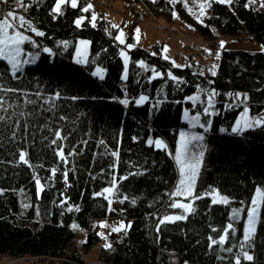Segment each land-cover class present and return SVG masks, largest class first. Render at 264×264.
<instances>
[{
  "label": "trees",
  "instance_id": "trees-1",
  "mask_svg": "<svg viewBox=\"0 0 264 264\" xmlns=\"http://www.w3.org/2000/svg\"><path fill=\"white\" fill-rule=\"evenodd\" d=\"M123 1L127 7L139 6L145 13L168 19L177 9L184 24L208 38H215V29L224 35L253 38L264 46V0L213 3L203 24L170 0ZM85 2L80 0L75 9L65 5L63 14L55 18L51 12L55 0H25L31 5L27 10L17 8L15 0L1 3L0 9L25 15L45 35L28 32L38 47L27 43L23 47L40 53L18 79H13L6 62L0 61V73L4 74L0 84L16 89L3 94L11 107L0 113L11 116L0 123V256L47 264H84V253L100 240L95 223L102 218H124L131 227L122 238L111 235V248L99 252L101 264H235L243 220L234 222L236 232L223 247H210L209 237L218 240L230 222L231 210L247 204L257 186L264 187V127L232 133L231 125L241 107L228 94L246 92L252 114L264 109V51L222 50L213 76L201 75L192 66L174 67L161 56L158 44L134 46L127 49L130 60L124 80L117 29L110 28L105 18L99 19L95 28L88 17L80 27L74 24V18L84 13ZM78 38L90 40L87 64L72 59ZM44 46L52 53H44ZM141 60L147 70L139 65ZM97 65L105 68L102 79L91 74ZM152 69L164 75L150 80ZM169 71L182 82L168 77ZM197 89L203 95L213 89L219 93L212 117L204 112V102L187 100ZM140 95L148 100L138 105L135 101ZM124 99L129 103H122ZM185 107L201 114L204 123L211 121L205 133L204 167L195 190L203 199L194 202L196 211L185 220L165 223L157 232L163 216L181 212L169 207L177 171L169 152L147 144V138L160 136L173 150L178 130L186 126L182 118ZM56 131L65 138L53 144ZM61 147L64 161L56 154ZM117 150L118 158L111 154ZM21 151L27 152L29 164L20 162ZM117 160L114 170L110 166ZM52 169L57 170L54 175ZM129 173L139 174L117 179L119 193L110 206L104 196L94 195L110 186L114 176ZM37 176L44 184L39 196ZM213 188L231 202L213 205L211 197L204 195ZM75 206L80 210L75 211ZM72 222L86 233L81 250L70 248L75 239ZM253 245L249 251L254 261L242 260L241 264H264V223L258 226ZM228 247L233 249L231 253L224 251Z\"/></svg>",
  "mask_w": 264,
  "mask_h": 264
},
{
  "label": "snow or ice",
  "instance_id": "snow-or-ice-1",
  "mask_svg": "<svg viewBox=\"0 0 264 264\" xmlns=\"http://www.w3.org/2000/svg\"><path fill=\"white\" fill-rule=\"evenodd\" d=\"M0 2L8 3V0H0ZM155 2V0H153ZM180 2H185L186 0H170L171 4H176ZM256 0H249V3H255ZM17 8H21L24 10H27L28 7H30V3H25V0H15ZM37 3H39V0H37ZM213 3H220L225 5H231L233 3V0H201L199 3V11L198 14H196V19L199 23L203 24L204 20L203 18L207 15V10L212 7ZM65 5H70L71 8L75 9L79 6V0H55L54 6L51 9V12L53 14V18L56 16L63 14V9ZM94 5L91 2H88L81 8V11L84 13L90 12L92 10ZM190 12H192V9H188ZM174 18H178V14L173 11L172 13ZM103 17H100L95 11L91 12L90 17V23L93 28L96 27L97 22L99 19H102ZM87 19L85 16H80L76 19L75 24L79 27L83 24V22ZM189 27H191L189 25ZM110 28L117 29L118 34L115 36V40L119 42L120 45H124V48L120 50L119 55L123 58V64H124V71L122 79L127 80L128 78V65H129V54L126 49L130 50L135 45L126 43V33L123 28L119 24H110ZM28 32L34 33L36 36H44L45 33L43 31H40L35 25L34 22L26 18L25 15H18L15 11L10 10L7 13H4L2 9H0V61H5L7 65V71L9 75L13 79H18L19 76H21L25 71V66L29 64H33L36 59L39 56V53H30L26 52L24 50V45L32 44L33 46H37L35 44V41L32 39V36L26 34ZM136 33V40L137 43L140 39V29H135ZM65 46H67V42H62ZM226 41L221 40L219 42V49L214 53L217 59L220 58V50L224 49L226 46ZM90 44V41L87 40H81L79 42V46L76 49V56H77V63L79 64H87L89 63L88 60V45ZM38 47V46H37ZM165 53L169 51L167 46H165L164 50ZM210 55H212L211 49H205ZM262 51H264V46H262ZM44 53H52V49L48 47L43 48ZM155 55V53H153ZM165 60H169L170 57L168 55H165L163 57ZM139 65L142 68H145L147 70V66L145 65V62L143 60L138 62ZM172 64L176 68L183 67L180 64H177L174 60H172ZM218 66L213 64L212 68L209 69L211 74L213 76L216 75V68ZM105 69L97 67L96 70L92 73L94 76H98L101 79L103 78ZM203 75V72L200 73ZM164 73H161L155 69H152V76L151 79H155L158 77H162ZM3 73H0V80H3ZM167 76L170 77L172 80L177 81L178 83L182 82L180 81V78L174 76L171 71L167 73ZM16 89L13 88H7L3 84H0V113H7L8 108L11 107V105H6L5 99H4V93L8 92H15ZM59 96V94H56ZM219 95L215 91V89L211 90L208 94V107L204 109V112L206 114L209 113V109L213 107V98ZM228 95L234 96L236 100L240 102V104H245L243 107V111L240 113L239 118L236 120L235 125L231 128L232 133H242L247 130H251L253 128L257 127H264V115H258V116H252L250 114L249 107L246 106V101L248 99L246 94H232L229 93ZM189 100H196L199 99V97H188ZM146 100H148V97L145 95H140L139 98L135 101L136 104L140 105L143 104ZM28 103H33V101L29 100ZM124 104H128L129 101L127 99H124L122 101ZM231 107V105H230ZM214 114V113H213ZM185 117L188 118V113L185 112ZM11 116L6 115H0V123H3L7 120H10ZM191 120L194 121L192 124V127H195L197 124H199V114L196 116H192ZM208 125H211V121H208ZM200 127H205V125L200 124ZM222 131H224L222 129ZM54 135L57 137L56 140H53L52 143L56 144L58 140L64 139L62 133L60 131H56ZM13 136H15V133H13ZM204 137L203 135L194 134L189 135L188 133L181 132L180 133V141L176 148L174 159L176 164L179 167V181L175 188V190L171 193V196L179 198L176 200H173L172 203H170L169 207L172 209H180L182 210L181 214L177 215H165L162 219L159 220V223L157 225V232L160 231V226L169 223V222H175V221H182L187 218L188 214H191L196 211L194 207V202L196 200L203 199V196L198 195L195 191V185L196 181L198 179L201 167H202V160L204 156V151L201 150L199 152H193L192 146L193 142H201L203 141ZM104 142L101 141V144ZM149 145H155L157 148L161 149H167V144L162 139H149L147 141ZM202 147V146H201ZM62 161L66 160L64 149L58 148L56 153ZM112 156L117 157L119 155L118 150L113 151ZM27 152L21 151L19 153V160L23 164L27 165L29 164V160L27 159ZM118 166V160L115 161L110 167H112L114 170ZM56 169H52L51 172L53 175L56 173ZM139 173H129L126 176L121 177H115L113 178V181L110 186L105 187L102 192L95 193L96 196H104V198L108 201L109 206L112 204V197L119 193V187L117 184V179L119 180H126L129 178L130 175H136ZM68 173H64L65 180L67 181ZM35 183L37 185V195L39 196L40 193L44 191V184L41 182V179L39 176L35 177ZM204 195L211 197V203L213 205L216 204H229L230 198L227 195H224L221 193L219 189H211L210 192L205 193ZM124 200H127L128 197H124ZM66 201H62V203H65ZM122 202V201H121ZM133 204H135V200L133 199L131 201ZM243 204V202H241ZM69 211L73 210V207H69ZM75 211H79V207L75 206ZM262 210H264V187H256L255 193L253 197L251 198L250 204L247 206V208H233L232 209V215L230 217V222L222 229L221 235H219V239H215L212 237H209L211 243L210 247L212 245H220L223 247L226 242L228 241L230 235L234 234L236 232L235 224L234 222L239 220L241 218V215L243 213H246L245 216V223H244V229H243V237L239 244L236 246L238 247L239 251L235 256V264H241V261H247V262H253L254 261V255L250 253L249 249L253 248V241L257 234L258 226L261 223H264V216H262ZM100 227L106 228L108 227L106 222H101ZM73 228H77L78 225L73 224ZM131 227V224H125L123 221L120 222L118 227H113L111 229L112 232H121L126 231L128 228ZM213 231H216L215 229ZM98 235H101L105 239L107 237L104 235V233H98ZM105 248H111L110 243H106L104 245ZM224 251H227L231 253L233 249L231 247L224 248Z\"/></svg>",
  "mask_w": 264,
  "mask_h": 264
},
{
  "label": "rangeland",
  "instance_id": "rangeland-1",
  "mask_svg": "<svg viewBox=\"0 0 264 264\" xmlns=\"http://www.w3.org/2000/svg\"><path fill=\"white\" fill-rule=\"evenodd\" d=\"M10 1H12V3H13V0H8V2H10ZM88 2H91L94 5L93 9L90 10V12H88L89 13L88 15L86 13H83V14L76 16L74 18V24H75L76 19L79 18L80 16L88 17L89 21H90L91 12L95 11L100 17L105 18L111 24H119L121 26V28L124 29V31L126 33V37H125L126 43L133 44V45L139 46V47H144V48H148L152 45L158 44L159 48H160V54L162 57H164L165 55H168L170 57L169 61L172 62V60H174L177 64H180L183 67L192 66L194 68H197L200 72H203L205 74L212 75L211 72L209 71V69L212 68L213 64H215L217 66L219 65L220 58L217 59L216 56L214 55V53L219 49V42L221 40H224L227 42L225 48L222 49L223 51L224 50H236V49L237 50L251 51V52L262 51L263 44L261 42L255 40L253 38H248L247 36H244V35H236V36L224 35L220 31H216L215 29H214V32H215V34H217L215 36V38H213V37L208 38V37L199 35L196 32L192 31L186 24H184L183 21L181 20V18L179 17V15H178V18L171 17L170 19H168L164 16H152L148 12L145 13V10L139 6L135 7V9L127 7V5L124 3L123 0H86V2L84 3L83 6H85V4ZM200 2H201V0H186V3L180 2L181 7L183 9V13L197 21L196 14H198V11H199L198 6H199ZM1 3H3V2H0V7H1ZM189 8L192 9V12H190L188 10ZM173 11H175L178 14L177 9H174ZM208 15H209V11L207 10V15L203 18L204 21ZM136 28L140 29V34H139L140 39H139L138 43H137V40L135 38L136 37V33H135ZM117 34H118V30L116 31L115 36ZM81 40L90 41L87 38H78L76 40L75 48H74L73 55H72V59L75 62L77 61L76 49L79 46V42ZM165 46H167V48L169 49V51L167 53H165L163 51ZM122 48H124V45H122ZM205 49H211L213 54L210 55L207 51H205ZM24 50L26 52H30V53H37L38 52L37 50H33V49L30 50V49L24 48ZM222 50H220V54H221ZM89 51H90V44L88 45V49H87L88 54H89ZM126 51H127V49H126ZM38 53H40V52H38ZM37 59H36V61H37ZM122 60H123V58H122ZM97 67L105 69L103 66L97 65V66L93 67V69L91 70V74L96 70ZM217 70H218V67L216 68V73H217ZM123 71H124V69H123ZM104 75H105V71H104ZM104 75H103V77H104ZM122 76H123V73H122ZM96 77H98V76H96ZM210 91L211 90H209L208 92H206L203 95L202 90L197 89L195 92L191 93L188 97H197L198 96L199 99L189 100L187 97V100L192 102V103L204 102L205 108H206V107H208V94ZM236 93L247 95L246 92H242V91H236L234 94H236ZM231 97H232V101L241 107V110L239 111L237 117L235 118L234 122L231 125V128H232L235 125L236 120L239 118L240 113L243 111V107L245 106V104H240V102L238 100H236L234 96H231ZM247 97H248V95H247ZM215 105H216V96L213 98V107L209 109V113H208V114H210L211 117L216 113ZM246 106L249 107V99H247V101H246ZM185 112L188 113V118L185 117ZM197 114H199V113H193L188 108H186V107L184 108L182 118H183V121L185 122L186 126L178 130L174 149L173 150L169 149L168 145H167L166 150L171 154V156L175 162L174 155H175L176 148H177L179 141H180V133L181 132L188 133L189 135H194V134L203 135V137H204L203 141L193 142V146H192L193 152H199L201 150L204 151V156H203V160H202V167H201V170H202V168L204 167V157H205L206 151L208 149V145L205 141V133L208 130H210V126L208 125V123L207 124L204 123V121L202 120L201 114H199V124H197L195 127H192V124L194 123V121L191 120V117L196 116ZM250 114L252 116L264 115V109L257 114H252L251 112H250ZM200 124L205 125V127H203V128L200 127L199 126ZM222 129L224 131H226L225 128H222ZM230 131H231V129H230ZM149 139H153V140L162 139L166 143V141L160 136L150 135L147 138V141ZM153 146L155 147V145H153ZM175 166H176V171H177V181H176V184L173 188V191L175 190V188L178 184L179 178H180L179 177V167L176 164V162H175ZM201 170H200V172H201ZM199 178H200V173H199L198 179L196 181L195 190H196ZM257 187H259V186H257ZM254 193H255V190L253 192V195H254ZM253 195H252V197H253ZM176 199H179V198L174 197L173 200H176ZM250 201H251V199H250ZM250 201L247 204H243L238 208L243 207L246 209L247 206L250 204ZM181 212H182V210H181ZM181 212L180 213L179 212L169 213L167 215H177V214H181ZM231 215H232V210L230 212V216ZM245 216H246V213H243L241 215V218H240L243 220L244 223H245ZM121 221H123L125 224L130 223V221H128L124 218H116V219L102 218L95 223L97 234L98 233H104V235L107 237V239H105L101 235H98L100 238L99 242L92 249H90L87 253H84V255H83V258L85 260L84 264H101L98 260L99 252H100L101 248H103L106 243L112 244L113 238L111 237V235L116 236V238H122L125 235L126 231L128 230L127 229L126 231H121V232H112L111 231V229L113 227H118ZM101 222H106L108 227H106V228L100 227L99 225ZM73 224L77 225V223L72 222L70 224V227L72 228V230L75 233V239H74V242L72 243V245H70V248L81 250V243L85 241L86 233L82 229H80L79 227L73 228L72 227ZM243 229H244V227H243ZM0 260H3L2 264H4L5 262H6L5 264H47L45 262L38 261L36 259H30V258H19V259H15V260H9L6 257L0 256ZM0 264H1V262H0ZM182 264H192V263L184 261V262H182Z\"/></svg>",
  "mask_w": 264,
  "mask_h": 264
},
{
  "label": "crops",
  "instance_id": "crops-1",
  "mask_svg": "<svg viewBox=\"0 0 264 264\" xmlns=\"http://www.w3.org/2000/svg\"><path fill=\"white\" fill-rule=\"evenodd\" d=\"M2 261H3V260H0L1 264H2ZM5 263H6V262H5ZM5 263H4V264H5Z\"/></svg>",
  "mask_w": 264,
  "mask_h": 264
},
{
  "label": "bare ground",
  "instance_id": "bare-ground-1",
  "mask_svg": "<svg viewBox=\"0 0 264 264\" xmlns=\"http://www.w3.org/2000/svg\"><path fill=\"white\" fill-rule=\"evenodd\" d=\"M184 110V109H183Z\"/></svg>",
  "mask_w": 264,
  "mask_h": 264
}]
</instances>
